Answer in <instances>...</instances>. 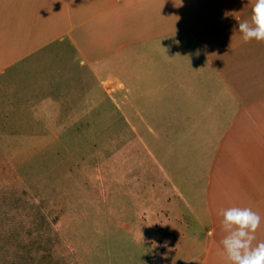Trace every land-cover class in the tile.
Listing matches in <instances>:
<instances>
[{
	"label": "crops",
	"instance_id": "crops-1",
	"mask_svg": "<svg viewBox=\"0 0 264 264\" xmlns=\"http://www.w3.org/2000/svg\"><path fill=\"white\" fill-rule=\"evenodd\" d=\"M251 8L0 0V109L22 125L7 128L57 132L63 143L69 132L103 129L104 116V129L120 124L138 163L153 164L155 195L169 180L159 213L177 222L171 241L187 244L195 223L211 234L218 210L233 205L260 213L264 239V41H243L236 27Z\"/></svg>",
	"mask_w": 264,
	"mask_h": 264
},
{
	"label": "rangeland",
	"instance_id": "rangeland-1",
	"mask_svg": "<svg viewBox=\"0 0 264 264\" xmlns=\"http://www.w3.org/2000/svg\"><path fill=\"white\" fill-rule=\"evenodd\" d=\"M7 109H0V264H228L221 223L211 234L195 223L187 244L171 241L177 222L159 213L170 182L154 194L153 164L138 163L120 124L104 129L98 116L103 129L69 132L60 143L57 132L10 130L22 126L21 116ZM155 202L163 222H154Z\"/></svg>",
	"mask_w": 264,
	"mask_h": 264
},
{
	"label": "clouds",
	"instance_id": "clouds-1",
	"mask_svg": "<svg viewBox=\"0 0 264 264\" xmlns=\"http://www.w3.org/2000/svg\"><path fill=\"white\" fill-rule=\"evenodd\" d=\"M243 41H264V0H252L251 16L236 26ZM224 235L220 241L228 264H264V239L257 238L259 212L247 206L220 208Z\"/></svg>",
	"mask_w": 264,
	"mask_h": 264
}]
</instances>
